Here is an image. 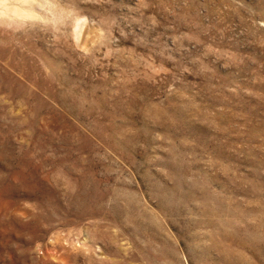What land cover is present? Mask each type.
<instances>
[{
  "label": "rangeland",
  "instance_id": "rangeland-1",
  "mask_svg": "<svg viewBox=\"0 0 264 264\" xmlns=\"http://www.w3.org/2000/svg\"><path fill=\"white\" fill-rule=\"evenodd\" d=\"M0 264H264V0H0Z\"/></svg>",
  "mask_w": 264,
  "mask_h": 264
},
{
  "label": "bare ground",
  "instance_id": "bare-ground-1",
  "mask_svg": "<svg viewBox=\"0 0 264 264\" xmlns=\"http://www.w3.org/2000/svg\"><path fill=\"white\" fill-rule=\"evenodd\" d=\"M79 33V32H78Z\"/></svg>",
  "mask_w": 264,
  "mask_h": 264
}]
</instances>
